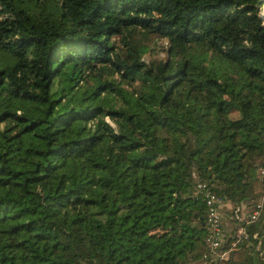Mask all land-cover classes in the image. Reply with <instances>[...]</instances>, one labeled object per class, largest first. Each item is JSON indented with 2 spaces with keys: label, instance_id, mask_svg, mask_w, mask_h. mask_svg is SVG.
I'll return each instance as SVG.
<instances>
[{
  "label": "trees",
  "instance_id": "trees-1",
  "mask_svg": "<svg viewBox=\"0 0 264 264\" xmlns=\"http://www.w3.org/2000/svg\"><path fill=\"white\" fill-rule=\"evenodd\" d=\"M261 5L0 0V264H205L196 179L263 188Z\"/></svg>",
  "mask_w": 264,
  "mask_h": 264
},
{
  "label": "built area",
  "instance_id": "built-area-1",
  "mask_svg": "<svg viewBox=\"0 0 264 264\" xmlns=\"http://www.w3.org/2000/svg\"><path fill=\"white\" fill-rule=\"evenodd\" d=\"M257 176L262 181L263 188L254 204L230 206L232 217L238 224V229L230 239H227L222 222V208L229 202L222 194L215 192L207 180L196 179L194 194L202 197L205 202V221L208 229L205 237L208 249L203 254L205 264H224L231 259L232 250L236 249L240 243H248L251 237L258 238V243H261L259 232L250 233L248 225L258 222L261 217L264 218V165L257 168Z\"/></svg>",
  "mask_w": 264,
  "mask_h": 264
},
{
  "label": "crops",
  "instance_id": "crops-1",
  "mask_svg": "<svg viewBox=\"0 0 264 264\" xmlns=\"http://www.w3.org/2000/svg\"><path fill=\"white\" fill-rule=\"evenodd\" d=\"M230 204L229 203H227L223 208H222V222H223V226H224V228H225V231H226V233L229 235V232L231 231V234L230 235H232V234H234L235 232H236V230L238 229V224L234 221L233 222V225L231 226H229L228 224H227V222H228V216L229 217H231L232 216V214H231V209H230ZM242 244H244V245H239L237 248H236V251H233L232 252V258L234 259V260H240V258L243 256L244 257V255H245V253L246 252H249L250 251V248H249V245H250V242H248V243H242ZM256 248H257V246H256Z\"/></svg>",
  "mask_w": 264,
  "mask_h": 264
},
{
  "label": "rangeland",
  "instance_id": "rangeland-1",
  "mask_svg": "<svg viewBox=\"0 0 264 264\" xmlns=\"http://www.w3.org/2000/svg\"><path fill=\"white\" fill-rule=\"evenodd\" d=\"M260 13L259 14H262V15H264V7H263V5H261L260 6ZM162 45H164V41H161V40H159L158 41V43L157 44H153L152 43V46H156V47H154V48H152L148 53H146L145 55H144V57L145 58H148L149 57V54H151V55H153V56H160V57H162V56H164L165 55V51L163 50V49H161V47H162ZM235 221V219L231 216V217H229L228 216V222H227V224L230 226H232L233 225V222ZM259 222V221H258ZM229 234H231V231L229 232ZM261 237H262V235H261ZM253 238V237H252ZM255 238V237H254ZM252 240V239H251ZM253 241V240H252ZM258 241H259V239H258ZM257 241V242H258ZM239 245H244V244H242V243H240ZM260 243H257L256 244V246H257V248H256V246H255V250L257 249H259L260 248ZM249 248L251 249L252 248V246H251V244L249 245ZM254 249V248H253ZM232 251H236V249H234V250H232ZM231 251V252H232ZM243 258V256L240 258V259H242ZM204 261V260H203Z\"/></svg>",
  "mask_w": 264,
  "mask_h": 264
}]
</instances>
